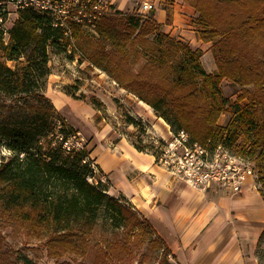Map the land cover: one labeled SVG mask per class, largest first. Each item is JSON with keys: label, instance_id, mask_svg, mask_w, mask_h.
Instances as JSON below:
<instances>
[{"label": "trees", "instance_id": "16d2710c", "mask_svg": "<svg viewBox=\"0 0 264 264\" xmlns=\"http://www.w3.org/2000/svg\"><path fill=\"white\" fill-rule=\"evenodd\" d=\"M183 1L198 14L193 25L199 38L212 43L216 73L204 69L200 50L164 33L152 14L145 18L114 6L96 21L94 31L68 21L69 35L51 16L25 9L8 43L0 36V93L31 99L28 113L9 116L0 126L7 147L18 154L0 167L1 218L25 226L30 238L45 240L48 257L87 258L95 248L93 264H134L147 246L162 250L160 264H172L169 248L151 223L129 202L109 195L100 181H89L94 169L84 161L90 152L65 153L57 133L67 138L74 131L58 130V122L66 124L45 94L49 48L78 54L153 108L173 132L185 130L193 142L222 144L258 161L264 201V0ZM9 61L17 62L14 68ZM224 80L241 88L236 101L225 97ZM226 113L230 119L220 125ZM100 220L122 234L93 246ZM146 260L141 255L138 264ZM0 264L17 263L0 248Z\"/></svg>", "mask_w": 264, "mask_h": 264}, {"label": "rangeland", "instance_id": "374dc122", "mask_svg": "<svg viewBox=\"0 0 264 264\" xmlns=\"http://www.w3.org/2000/svg\"><path fill=\"white\" fill-rule=\"evenodd\" d=\"M105 1L108 2V0ZM131 1L129 7L121 11L128 14H140L145 18L152 14L157 21V14L162 13V22L158 21L162 24V31L183 40L194 50H200L203 54L201 63L204 69L209 73L217 72L211 51L212 43L199 38L193 25V20L198 14L194 12V8L188 3L183 0L173 2L169 0ZM108 3V12L111 11V6L120 10L115 5H111L110 2ZM145 3L152 4L153 8L140 12ZM93 29L90 30L94 31ZM1 59H3L2 56ZM16 64L17 62H8V65L12 68ZM48 67L50 74L46 79L45 94L52 101L55 108L59 97L66 96L68 99L64 108L61 110L56 108L60 113L61 120L66 124L64 126L61 121V124L58 122V130L62 127L68 130L72 128L75 133L71 132V134L82 139L85 149L91 151L90 153H93L98 145L115 144L122 138H126L134 146H140L156 157L160 155L166 142L164 139H169L171 134H169V128L163 123V121H166L159 117L153 108L149 105L150 108L144 106L136 96L120 88L104 72L91 67L78 54L71 52L70 49L64 53L56 54L52 52V48H49ZM222 89L225 97L232 102L237 100L241 92L239 86L227 80L223 81ZM28 97L23 95L8 97L0 93V126L5 124L6 118L9 116L14 115L16 117L18 114L28 113V105L31 101ZM229 119V113L223 114L219 124L226 125ZM156 124L164 126V130L163 128L161 130L155 128ZM167 125L170 127L168 123ZM170 132H173L171 127ZM17 155L7 147L5 139L0 136V167L2 163L9 162ZM24 155L20 154L19 157L23 158ZM88 161L92 168L95 167L94 174L89 175V181L94 184L100 181L103 187L108 188L107 193L110 195L109 180L103 177V173L90 156ZM249 162L254 168L255 179L259 186V162L254 160ZM114 197L128 205V201L122 197ZM100 219L106 218L101 216ZM117 234L121 236L122 229H116L110 226L108 222L100 220L96 233L92 238V245L99 244L104 239ZM44 243L45 240L30 238L25 226L6 222L1 218L0 212V248L9 261L17 264H93L96 254L95 248L90 250L87 258L67 256L61 260H56L48 257ZM144 254H146L147 259L145 264H160L163 258L162 250L151 251L147 246H144L138 251L134 264H138L139 258ZM259 255L261 263L264 264V242L259 249ZM168 259L172 264H176L172 255H168Z\"/></svg>", "mask_w": 264, "mask_h": 264}, {"label": "crops", "instance_id": "0c3cea01", "mask_svg": "<svg viewBox=\"0 0 264 264\" xmlns=\"http://www.w3.org/2000/svg\"><path fill=\"white\" fill-rule=\"evenodd\" d=\"M108 2L120 10L132 3ZM156 17L162 22V13ZM67 102L66 96L59 97L56 108L61 110ZM155 128L164 130L161 124ZM90 157L109 180L110 195L126 199L151 223L177 264H262L264 201L255 178L236 196L218 186L192 188L126 138L96 146Z\"/></svg>", "mask_w": 264, "mask_h": 264}, {"label": "built area", "instance_id": "2783aa9c", "mask_svg": "<svg viewBox=\"0 0 264 264\" xmlns=\"http://www.w3.org/2000/svg\"><path fill=\"white\" fill-rule=\"evenodd\" d=\"M108 4L105 0H0V36L8 43L10 30L25 9L51 16L55 26L67 30L66 35L70 33L67 27L70 20L91 29L108 12ZM152 8V4L145 3L140 12ZM170 134L169 139H164L160 155L155 156L156 162L190 187L206 190L218 186L225 194L236 196L244 191L249 179L255 178L251 163L222 144L212 147L193 142L185 130ZM57 138L63 141L65 153L85 149L84 141L77 135L65 138L58 132ZM87 161L88 158L84 162Z\"/></svg>", "mask_w": 264, "mask_h": 264}]
</instances>
